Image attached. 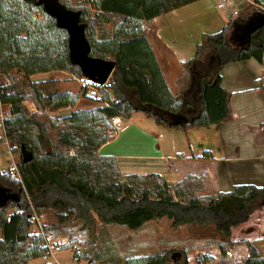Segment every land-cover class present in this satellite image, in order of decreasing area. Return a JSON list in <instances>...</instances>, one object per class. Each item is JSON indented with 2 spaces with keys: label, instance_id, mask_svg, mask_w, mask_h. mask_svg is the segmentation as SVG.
Instances as JSON below:
<instances>
[{
  "label": "trees",
  "instance_id": "1",
  "mask_svg": "<svg viewBox=\"0 0 264 264\" xmlns=\"http://www.w3.org/2000/svg\"><path fill=\"white\" fill-rule=\"evenodd\" d=\"M194 1L82 0L73 6L70 0H0V73L10 77L0 100L10 106L5 136L12 153L20 154L19 175L0 168V188L19 195L18 201L0 203V264H29L50 255L43 235L32 230L35 214L44 212L51 214L44 226L50 237L77 231L93 234L98 221L131 230L162 218L172 227L194 225L204 230L212 225L221 239V257L210 262L212 257L205 253L200 264H264L249 240L232 239L233 227L264 206V186L238 184L217 195H199L205 189L202 176L188 175L174 185L159 173H132L122 179L116 157L98 153L116 134L115 116L130 118L140 111L160 125L181 129L232 118V94L222 85V69L251 58L263 63L264 1L255 0L219 31L202 35L174 94L146 27L155 17ZM54 11L75 13L84 26L90 55L116 62L105 85L92 81L102 105L65 116H52L47 109L75 108L82 92L51 90V80L31 79L53 70L86 77L70 56L68 31L57 25ZM103 21L112 24L108 35L98 33ZM13 70L23 77L13 80ZM26 101L33 102L36 111H30ZM23 150L33 155L27 163ZM74 242L78 244L74 239L64 250L74 249L78 264L83 259L93 264L94 258L74 248ZM241 242L250 257L230 259L228 248ZM125 264H190V259L186 249H165L129 256Z\"/></svg>",
  "mask_w": 264,
  "mask_h": 264
},
{
  "label": "crops",
  "instance_id": "2",
  "mask_svg": "<svg viewBox=\"0 0 264 264\" xmlns=\"http://www.w3.org/2000/svg\"><path fill=\"white\" fill-rule=\"evenodd\" d=\"M254 1L197 0L152 20L146 27L147 37L173 93L174 84L171 80L179 92L178 79L185 72L184 64L196 55L202 35L219 31L237 15L234 14L235 11L240 13ZM220 3H223V7L218 6ZM104 25L107 26L106 31ZM109 30L111 23L103 21L101 33L108 35ZM55 71L60 70L39 73L31 79L51 80L50 86L53 89L60 92H83V97L80 95L75 108H48L50 115L65 116L75 110L102 105L94 99L98 92L92 93L90 87L86 89L83 85L84 78H76L65 71H61L64 72L63 76L42 78ZM75 79L81 82V91L64 89V86ZM222 85L232 94L230 103L233 116L230 120L208 127L181 129L160 125L154 117L140 111L134 112L130 118L122 117L123 121L128 119L129 126L124 122L123 129L129 133L117 143L114 137L101 146L99 155L116 157L122 179L132 173H159L170 185H174L188 175L202 176L205 189L198 192L199 195H217L232 190L238 184L264 186V62L251 58L225 65L222 69ZM26 106L30 111H36L33 102H27ZM161 221L165 223L167 232L163 230L164 227L160 229L158 226ZM181 230L186 231L182 242L170 236L171 232ZM195 230L194 225L172 227L167 218H162L145 223L136 232L149 240V247L165 250L172 249L176 241L194 246L212 238L197 234ZM216 237L221 242L220 237ZM232 239L249 240L264 257V206L255 210L247 222L233 227ZM141 246L140 250L147 251L145 243ZM185 246L184 249L188 248ZM229 250L236 260L246 258L249 252L244 242L231 245ZM191 251L188 248V257ZM205 253L212 257L210 262L221 257V253L208 251L196 252L195 257ZM202 259L203 257L199 261ZM57 260L64 264L58 258Z\"/></svg>",
  "mask_w": 264,
  "mask_h": 264
},
{
  "label": "rangeland",
  "instance_id": "3",
  "mask_svg": "<svg viewBox=\"0 0 264 264\" xmlns=\"http://www.w3.org/2000/svg\"><path fill=\"white\" fill-rule=\"evenodd\" d=\"M70 1L73 6L82 4V0H70ZM94 12L95 11L92 10V13ZM37 17L42 18L40 14H37ZM104 27L106 31L107 26L104 25ZM101 31H102V28L101 30L98 31V33L101 34ZM111 31H112V24H111V30H109V33H111ZM63 73L64 72H61V71H55L53 72V74H48L46 77H42V78H55V77L63 76ZM11 74L14 75L13 80L23 77L22 73H18L16 70H13ZM186 78H187V74H186ZM84 79H86L90 84L92 83V80L89 77L86 76L84 77ZM2 80H4V78H2ZM171 82L172 84H174L172 86L174 93H177L178 92L177 86L175 85V83H173L172 80ZM181 83L182 82H180V84ZM49 88L52 90L51 86H49ZM64 89H68L70 91H74V90L81 91L82 90L81 82L79 80L77 81L76 79L71 80V82H69L66 85V87L64 86ZM95 89L96 88L94 86L89 88L90 92L92 93H96ZM179 89H180V86H179ZM82 94L83 92L81 93V95ZM27 102H31V101H26L25 105ZM9 108L10 106L8 104L4 105V110L6 112L9 111ZM173 117L174 119H176V116H172V118ZM124 122L127 124V126H129L128 119H124ZM132 130H134V128ZM117 133L116 135L113 136V138L115 137V141H116L115 143L123 139V137H125L124 135H127V133L129 132H125L124 129L120 128V130ZM0 136L3 137V141L0 142V168L2 170L8 171L9 169L13 168V161L11 160V155L8 153L9 149L5 141V129L2 126H0ZM11 147L12 146L10 144V148ZM13 155H14L15 163L17 164L20 160V154L13 153ZM48 217H49V220H48L49 222L51 220V214L49 212H48ZM158 226L160 227V229L164 227L163 230L167 232L165 223H163V221L158 222ZM182 226H185V225H182ZM32 230L34 232L37 231V228L35 227L34 224L32 226ZM195 233L200 234V235L211 236L212 238H209L206 242H203L201 244L198 243L194 246H190L189 244L179 243V241L181 242L183 241L186 235V231L181 230V232H177V233L171 232L170 236H172L176 240H179V241H176L177 243L175 244V246L172 247V249L182 250L184 249L183 247L185 245H186L185 247L191 248L192 251L189 253L191 264H200L202 262V260L199 261V259L203 256H197L196 258L195 257L196 252L208 251L209 253H212V252L220 253V247H219L220 240H218V237H216L217 235L212 225L206 226L204 230H201L200 228H196ZM69 235L72 236L73 240L76 239L78 241L77 249L80 252L82 253L86 252L90 257L94 258L93 264H125V259L129 256L148 255V254H152V253L164 250V249H159V247H156V248H153L152 246L149 247L148 246L149 240L143 235H140V234L137 235L136 230H131L124 226L102 225L101 222L99 221L97 223L95 232L93 234H89V233L86 234L83 231H77ZM240 237H241V234H240ZM236 241H241V240H236ZM82 242L84 243L82 244ZM142 243H145L147 245V249H146L147 251L140 250L142 249L141 248ZM188 248H186V250H188ZM73 250L74 249L61 250L58 252L56 256L64 264H76V260L74 259ZM87 260L88 259H83L82 264H85ZM45 262H50L52 264H55L56 259L53 258L52 256L48 258L38 257V258L33 259L30 262V264H44Z\"/></svg>",
  "mask_w": 264,
  "mask_h": 264
},
{
  "label": "water",
  "instance_id": "4",
  "mask_svg": "<svg viewBox=\"0 0 264 264\" xmlns=\"http://www.w3.org/2000/svg\"><path fill=\"white\" fill-rule=\"evenodd\" d=\"M53 14L56 17L57 25L68 31L70 56L84 68L87 77L99 85H105L112 76L116 62L90 55V44L85 36L84 26L79 23L75 13L54 11ZM22 156L25 163L33 158L32 153L26 150L22 151ZM10 199L18 201L19 195L6 188H0V203Z\"/></svg>",
  "mask_w": 264,
  "mask_h": 264
},
{
  "label": "built area",
  "instance_id": "5",
  "mask_svg": "<svg viewBox=\"0 0 264 264\" xmlns=\"http://www.w3.org/2000/svg\"><path fill=\"white\" fill-rule=\"evenodd\" d=\"M218 6L219 7H223V3H220ZM234 14H238V11H235ZM263 62H264V57H263ZM1 76H3V77H1ZM2 78H4V80H2ZM9 83H10V77L8 75H6V74L0 73V98H1L2 91H3V87H6ZM83 85L85 87H87V88L93 87L92 83L90 84L86 79L83 80ZM95 90L98 92V94H96L94 96V99L96 101H98L101 98V94H100L98 88H96ZM105 104L108 105L107 103H105ZM4 105L5 104H3L1 102V100H0V126H2L3 128H4V123H5L6 118L9 116L8 111L6 112L4 110ZM112 123H113V126L115 127V130H116L115 133H117L120 130V128L123 129L125 127V123L123 121L122 116L113 117L112 118ZM5 141H6L7 145H8V149H9L8 153L11 155V160L13 161V168L11 167L12 169H10V171L12 173H17L19 175L18 167H17V164L15 163L14 155H13V153L11 151L9 141H8L6 136H5ZM48 220H49L48 212H44V213H41V214H35L34 225L37 228V231L34 232V233L43 235L44 245L48 248V251H49V254H50L49 256H44V258H48V257L52 256L53 258L56 259V262H57L56 264H61L57 260L56 254L59 251L64 250V248H63L64 245L69 244L73 240V238H72L71 235H69L67 233L66 234L57 235L55 237H50L49 235H47L45 233V231H44V226L48 223ZM77 246H78V244L76 242H74L73 247L77 248ZM228 256L230 258L236 260L235 256L230 251L228 252ZM246 257H250V253L249 252L246 254Z\"/></svg>",
  "mask_w": 264,
  "mask_h": 264
}]
</instances>
